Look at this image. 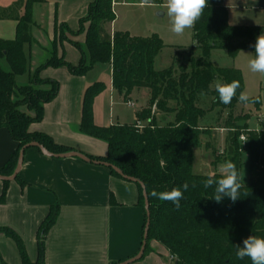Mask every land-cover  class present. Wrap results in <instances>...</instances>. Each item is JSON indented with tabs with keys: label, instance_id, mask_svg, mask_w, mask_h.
Wrapping results in <instances>:
<instances>
[{
	"label": "trees",
	"instance_id": "1",
	"mask_svg": "<svg viewBox=\"0 0 264 264\" xmlns=\"http://www.w3.org/2000/svg\"><path fill=\"white\" fill-rule=\"evenodd\" d=\"M46 1L16 0L10 7L0 6V20L18 21L15 39L0 38V128H7L18 143L14 154L0 168V175L14 174L19 151L30 142L36 141L53 153L70 151L68 147L57 144L51 135L30 128L33 123L42 120L45 104L57 95L60 88L58 81L40 76L42 67L67 64L72 73L83 75L98 62L110 64L112 85L125 97H129L135 88L149 90V103L137 116L138 121L145 124H95L94 100L106 88L104 82L98 81L88 86L84 93L80 130L107 142L106 156H89L91 159L109 162L124 175L144 183V187L140 185V202L146 204L144 191L148 201L144 233L148 222L149 225L143 255L151 251V242L156 240L168 249L173 257L171 264H251L248 258H236L234 245H242L243 239L249 235L264 237V170L258 172L255 166L260 160L264 137L260 144L258 132L250 130L247 123L238 126L239 122L247 121L249 115L225 126H217L227 131L225 159L234 162L240 173L242 145L239 136L246 133L247 143L256 141L250 153L249 181L243 183L241 180L240 198L234 203L228 197L219 203L211 199L214 188L205 189L201 183L207 175L195 174L192 166L194 147L199 143L200 134L208 130L200 125V119L207 112L198 103L201 93L212 98V109L232 111L241 103L238 96L245 88L242 71L214 65L212 52L225 49L233 57L243 50L254 53L256 37L264 33V26L231 25L228 9L222 0H208V7L193 28L194 43L171 46L176 49L171 65L157 69L156 58L168 47L162 38L156 33L142 37L128 31H115L112 35L106 25L116 17L114 0H94L87 15L81 18L78 29V33L85 32V42H73L82 52L80 63L72 65L63 56L52 57L45 65L32 71L31 56L26 54L24 44L33 45L36 42L32 34L35 25L33 8L35 4ZM180 50L187 53L186 58ZM3 60L8 63L9 70L2 67ZM19 77H26L27 81L19 83ZM217 79L240 82L237 97L228 105L219 102L213 87ZM44 85H49V88ZM159 114L164 115L163 121L158 120ZM208 136L206 147L212 150L216 164L220 161L216 139ZM112 172L120 175L114 169ZM185 181H189L190 186L184 192L179 208L151 195L153 190L182 189ZM192 181L197 184L195 188L191 187ZM58 213L59 205H52L39 228V254L35 262L28 258L24 244L14 230L0 228V232L18 243L23 264H45L46 236ZM144 240L143 234L142 246Z\"/></svg>",
	"mask_w": 264,
	"mask_h": 264
},
{
	"label": "crops",
	"instance_id": "2",
	"mask_svg": "<svg viewBox=\"0 0 264 264\" xmlns=\"http://www.w3.org/2000/svg\"><path fill=\"white\" fill-rule=\"evenodd\" d=\"M15 1L0 0V6L10 7ZM93 1L47 0L34 5L35 25L32 34L36 42L33 45L24 44L26 54L31 56L32 71L45 65L53 53L63 56L72 65L80 63L81 50L72 41L58 36L62 29L68 33L77 32L81 18L87 15ZM160 2L162 0H154L151 4ZM222 3L228 9V21L231 25L264 26V0H222ZM129 5L146 6L142 0H115L113 8L116 17L106 25L107 31L112 35L115 31L130 32L127 26L120 25L119 21L124 13L118 12V7ZM17 33L18 21L0 20V38L15 39ZM85 38L84 32L72 37L80 44H84ZM193 43L194 40L189 45ZM248 51L251 50H243L234 56L232 66H219L240 69L244 77V91L245 69L240 63L243 58L240 61L238 59ZM247 55L244 57L248 61ZM253 55L252 52V57ZM108 66L109 81L104 82L106 88L96 96L93 104L95 124H142L137 117L142 109L136 112L135 121H130L129 114L124 109L128 102L133 104L132 107L135 106L131 95L138 88L129 97L114 89L111 65ZM92 69L83 75H77L72 73L67 64L42 67L40 76L58 81L60 88L57 95L45 104L42 120L33 123L30 128L32 131L51 135L57 144L68 147L70 151L101 158L107 154V142L80 130L84 93L94 80H99L97 77L88 78ZM149 95L150 93L148 98ZM157 118L163 121L164 115L159 114ZM246 123L248 124V120ZM248 127L250 130H258L251 128L249 124ZM17 147L18 143L11 137L9 130L0 128V168ZM11 176L0 175V228H11L20 236L32 262L38 259L39 228L55 204L59 205V213L46 236L45 264H120L140 252L146 204L140 202L138 182L116 175L110 167L92 160L79 156H51L45 148L37 146L25 150L18 178ZM172 259L168 249L153 240L151 251L129 264H171ZM0 264H23L18 243L4 232H0Z\"/></svg>",
	"mask_w": 264,
	"mask_h": 264
},
{
	"label": "rangeland",
	"instance_id": "3",
	"mask_svg": "<svg viewBox=\"0 0 264 264\" xmlns=\"http://www.w3.org/2000/svg\"><path fill=\"white\" fill-rule=\"evenodd\" d=\"M165 0H162L160 3L151 4V6H140V5H129L125 7H118L119 14L122 13L121 19L119 21L121 26H127L130 32L133 35H142V36H150L153 33H158L164 40L166 44H182L189 45L193 42V28L187 30L183 36H176L170 31V22L167 17L166 9L162 7ZM24 12V11H23ZM163 13V15H162ZM88 23L86 24V28ZM85 33V32H84ZM75 34H79L78 31L74 33H68L66 30L62 29L59 33L58 38L65 37L66 39L75 42L72 37ZM77 42V41H76ZM183 57H187V53H183V50H180ZM176 49L172 47H166L163 50L156 61V68L162 69L171 65L173 58L175 56ZM252 58V51H248V53H244L243 57H239V61L241 60V65L244 66L245 69V77H246V89L251 97H260L264 100V76H261L257 73H253L249 70L248 61ZM52 57L60 58L57 54L53 53ZM51 57V58H52ZM213 62L216 66H232L234 64V57L230 55V53L225 49H216L213 52ZM2 67L5 70H9V65L6 61H2ZM108 64L107 63H96L94 68L92 69V73H89L88 78L92 79L97 77L100 81L108 83L109 81V72H108ZM98 80V81H99ZM24 77H19V83H25ZM95 83V80L92 84ZM45 88H49V85H44ZM148 89L146 88H138L135 89L131 95V98L134 102V107L126 106L124 107L126 114H129L130 121H135L136 112L143 107H147L149 103L148 98ZM199 105L203 107L207 112L200 119V125L205 126L208 130L206 133H201L199 137V143L194 147L193 150V172L195 174L208 175L209 173L220 174L219 165L225 161V135L227 131H223L222 127L217 126H225L228 122H233L236 119H243L244 117L249 115L248 124L253 129H258L256 132L260 134L261 139L259 141L262 144V138L264 137V121L258 120V115L264 114V103H240L238 104L234 110H225L221 112L218 108L212 109V98L206 95H201L198 100ZM142 111V110H141ZM152 112V116H153ZM145 124V122H142ZM255 131V130H253ZM210 138H215V146L217 148V155L220 157V161L218 163H214L216 157L214 156L211 149L206 147V143ZM255 142L246 143L243 147L242 152L239 153L240 157V169H241V177H243L242 182L247 183L249 181V177L251 174V166H250V153L253 147L255 146ZM260 160L256 163V171L260 172L264 170V140L263 145L260 147Z\"/></svg>",
	"mask_w": 264,
	"mask_h": 264
},
{
	"label": "clouds",
	"instance_id": "4",
	"mask_svg": "<svg viewBox=\"0 0 264 264\" xmlns=\"http://www.w3.org/2000/svg\"><path fill=\"white\" fill-rule=\"evenodd\" d=\"M146 6H151V0H142ZM166 9V15L170 22V31L176 36H183L187 30L194 28L197 21L201 19L204 10L208 7V0H165L162 5ZM249 70L264 76V34L256 37L254 44V55L248 61ZM215 92L218 94L219 102L228 105L237 97V90L240 88L238 80L224 82L219 79L213 82ZM201 95H205L201 93ZM241 103H264L260 97H251L247 92L241 91L238 96ZM220 175L209 173L201 181L205 189L214 188L211 199L221 202L225 197L230 198L234 203L240 198L241 173L237 170L236 164L230 160L223 161L219 166ZM190 182L185 181L181 187H173L168 191L157 192L153 190L151 195L160 201H169L176 208L180 207V201L184 198V192L189 189ZM197 186L195 181L191 187ZM235 256L238 260L248 258L251 264H264V237L249 235L243 239L242 245H234Z\"/></svg>",
	"mask_w": 264,
	"mask_h": 264
},
{
	"label": "water",
	"instance_id": "5",
	"mask_svg": "<svg viewBox=\"0 0 264 264\" xmlns=\"http://www.w3.org/2000/svg\"><path fill=\"white\" fill-rule=\"evenodd\" d=\"M246 124V121H241L238 123V126H244ZM32 146H37V147H41V148H45L43 145L39 144L38 142L36 141H33V142H30L26 145H24L20 151H19V159H18V165L15 169V172L14 174L11 176V178H15L18 173L20 172V168L23 164V161H24V152L25 150L28 148V147H32ZM46 149V148H45ZM47 153L51 156H79V157H82L86 160H92L93 162H96V163H99V164H103L105 166H108L112 169H114L118 174H120L121 176L125 177V178H128L132 181H135V182H138L142 187H144V183L142 181H140L139 179L137 178H134V177H130V176H127V175H124L123 172L116 166L112 165L111 163L109 162H106V161H101V160H94V159H91L89 156L85 155V154H82L80 152H75V151H70V152H65V153H53V152H50L46 149ZM144 195H145V198H146V210L148 208V201H147V197H146V193L144 191ZM148 225H149V222L147 224V228L145 229V233H144V243H143V246L141 247V250L140 252L138 253L137 256H135L134 258L130 259V260H127V261H124L120 264H129L130 262L134 261V260H138L139 258H141L144 254V249H145V242H146V239H147V236H148Z\"/></svg>",
	"mask_w": 264,
	"mask_h": 264
},
{
	"label": "built area",
	"instance_id": "6",
	"mask_svg": "<svg viewBox=\"0 0 264 264\" xmlns=\"http://www.w3.org/2000/svg\"><path fill=\"white\" fill-rule=\"evenodd\" d=\"M114 4H115V0H114V2H113V6H114ZM113 11H114V8H113ZM115 13V12H114ZM128 105H130V106H132L133 104L131 103V102H128ZM258 120L259 121H264V114H259L258 115ZM139 124V126H141V123H138ZM239 140H240V143H241V145H242V147H241V149L240 150H243V147H244V145L247 143V141H248V134H246V133H241L240 134V136H239ZM173 258V257H172Z\"/></svg>",
	"mask_w": 264,
	"mask_h": 264
}]
</instances>
